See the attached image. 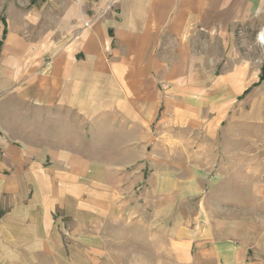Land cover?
Wrapping results in <instances>:
<instances>
[{
	"label": "crops",
	"instance_id": "crops-1",
	"mask_svg": "<svg viewBox=\"0 0 264 264\" xmlns=\"http://www.w3.org/2000/svg\"><path fill=\"white\" fill-rule=\"evenodd\" d=\"M0 22V114L16 104L35 114L73 113L124 133L114 153L133 156L109 163L19 142L0 127V264H105L70 257L72 239L85 236L90 250L91 228L122 210L126 176L118 171L138 166L139 143L148 155L159 139L152 128L168 119L170 101L199 107L211 92L222 121L264 82L248 55L249 32L264 26V0H25ZM241 153L249 171L250 153ZM163 185L147 193L169 194ZM252 186L264 207V178ZM205 241L199 247L211 252L191 264H263L248 258L245 240ZM153 264L185 263L161 257Z\"/></svg>",
	"mask_w": 264,
	"mask_h": 264
},
{
	"label": "rangeland",
	"instance_id": "rangeland-1",
	"mask_svg": "<svg viewBox=\"0 0 264 264\" xmlns=\"http://www.w3.org/2000/svg\"><path fill=\"white\" fill-rule=\"evenodd\" d=\"M24 2L0 0V21L9 20L10 9ZM253 35L249 32V63L252 70L260 68V77L264 59L256 64L261 52ZM210 95L202 93L199 107L173 106L170 101L168 119L152 128L159 139L149 146L148 155L146 145L139 143L138 166L118 171L126 176L122 210L91 228L90 250L83 246L85 236H74L70 257L105 264H153L163 257L191 264L206 254L201 251L211 252L210 245L199 247V239L211 244L231 238L245 240L251 245L248 258L256 255L264 264V207L257 202L258 187L252 186L264 178V82L240 97L222 121L215 120L221 108L209 104ZM0 115L1 129L16 141L65 147L109 163L133 160L114 153L125 142L124 133L85 124L73 113L35 114L34 108L16 104ZM145 134L140 131L139 140ZM242 148L250 153L249 171ZM162 181L167 196L147 193Z\"/></svg>",
	"mask_w": 264,
	"mask_h": 264
},
{
	"label": "built area",
	"instance_id": "built-area-1",
	"mask_svg": "<svg viewBox=\"0 0 264 264\" xmlns=\"http://www.w3.org/2000/svg\"><path fill=\"white\" fill-rule=\"evenodd\" d=\"M45 1H51V0H45ZM85 27H90L91 23L84 21ZM254 45L257 47V49L263 54L264 56V26H262L255 34L254 36Z\"/></svg>",
	"mask_w": 264,
	"mask_h": 264
},
{
	"label": "trees",
	"instance_id": "trees-1",
	"mask_svg": "<svg viewBox=\"0 0 264 264\" xmlns=\"http://www.w3.org/2000/svg\"><path fill=\"white\" fill-rule=\"evenodd\" d=\"M6 33H7V29H5L4 30V36L6 35ZM2 42H1V44H0V46H2ZM264 80V70L262 71V74H261V77H260V81H263Z\"/></svg>",
	"mask_w": 264,
	"mask_h": 264
}]
</instances>
